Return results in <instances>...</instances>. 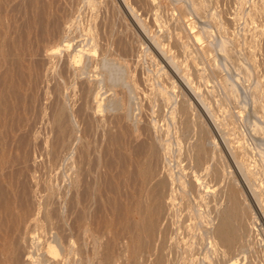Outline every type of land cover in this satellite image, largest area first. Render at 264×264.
Segmentation results:
<instances>
[{
  "label": "rangeland",
  "instance_id": "1",
  "mask_svg": "<svg viewBox=\"0 0 264 264\" xmlns=\"http://www.w3.org/2000/svg\"><path fill=\"white\" fill-rule=\"evenodd\" d=\"M262 66L264 0H0V264H264Z\"/></svg>",
  "mask_w": 264,
  "mask_h": 264
},
{
  "label": "bare ground",
  "instance_id": "2",
  "mask_svg": "<svg viewBox=\"0 0 264 264\" xmlns=\"http://www.w3.org/2000/svg\"><path fill=\"white\" fill-rule=\"evenodd\" d=\"M259 50V49H258ZM261 50V49H260ZM262 51V50H261ZM175 58V57H174ZM180 58V57H179ZM179 58H176L177 60H179ZM176 59H175V61H176ZM182 59H180V61H181ZM179 61V62H180ZM174 62V61H173ZM177 62V61H176ZM179 62H177L176 63V66L177 65H179ZM181 62H180V67H181ZM263 64V63H262ZM172 65H173V63H172ZM263 67V66H262ZM175 68V67H174ZM264 68V67H263ZM167 71V70H166ZM171 71V70H170ZM262 71H263V69H262ZM164 75H166V74H164ZM165 77H167V76H165ZM170 78V77H169ZM201 93V92H200ZM210 99V98H209ZM200 100H203L202 99V97L200 98ZM207 101V100H206ZM210 101H211V99H210ZM201 102H203V101H201ZM204 103V102H203ZM189 104V103H188ZM199 104H200V102H199ZM190 105V104H189ZM208 105V104H207ZM212 105H213V103H212ZM183 107V106H182ZM181 109V108H180ZM186 109V108H185ZM184 109V110H185ZM189 109V108H188ZM195 110H196V108H194ZM214 109V108H213ZM182 110H183V108H182ZM213 111V110H212ZM181 112V111H180ZM184 113V112H183ZM189 113V112H188ZM186 114V113H185ZM214 114V113H213ZM182 115V114H181ZM192 115V114H191ZM183 116V115H182ZM187 116V115H186ZM188 117V116H187ZM193 117V116H192ZM192 117H190V118H192ZM195 117V116H194ZM193 117V118H194ZM187 119H189V117L187 118ZM188 121V120H187ZM189 122V121H188ZM185 124H186V122H185ZM193 124V123H192ZM197 124V123H196ZM189 125H190V127H191V129H190V131H193L192 130V126H191V124L189 123ZM188 126V125H187ZM189 127V128H190ZM197 127V126H196ZM196 129H199L198 127L196 128ZM194 130H195V128H194ZM198 131V130H197ZM196 131V132H197ZM200 131V130H199ZM199 131H198V133H199ZM197 135H199L200 136V134H197ZM221 156V155H220ZM223 157V156H222ZM219 159H221V158H216V161H218ZM225 161V160H224ZM218 162H220V160L218 161ZM221 162H223V160L221 161ZM224 163V162H223ZM219 165H220V163H219ZM221 166V165H220ZM216 167L218 168V166L216 165ZM225 168H226V166H224ZM216 168V169H217ZM215 169V171H216V176L217 177H221V175L220 174H222V173H220V172H218V171H222L221 170V167H219V169H217L216 170ZM223 169V168H222ZM222 176H223V174H222ZM158 186V185H157ZM156 187V186H155ZM159 187V186H158ZM155 190H157V189H155ZM158 192H159V188H158ZM158 192H156V193H158ZM159 194V193H158ZM233 196H235L236 197V199H237V196L234 194ZM263 197V196H262ZM231 200H232V198H231ZM264 200V199H263ZM147 201V200H146ZM152 201V200H151ZM233 201H235L234 199H233ZM237 202H238V200H237ZM234 203V202H233ZM232 203V204H233ZM239 203V202H238ZM146 204V203H145ZM235 204V203H234ZM231 206H234V205H231ZM238 205H235V209H236V207H237ZM146 209H147V207H146ZM154 210V209H153ZM176 210V209H175ZM230 210V209H229ZM228 210V211H229ZM232 210H234L233 208H232ZM231 210V211H232ZM150 211V210H149ZM237 211V210H236ZM152 212V211H151ZM158 211H153V213L154 214H156V216H157V213ZM172 212H173V210H172ZM184 212H185V210H184ZM146 213H148V212H146ZM150 213V212H149ZM165 213V212H164ZM177 213V212H176ZM232 213V212H231ZM231 213H229V212H225L224 213V216L221 218L220 217V223H218V224H220L219 225V228L217 227V233L215 232V234H217V238H216V240H217V245H218V247L219 246H224V247H226V249H231L232 248V246H233V243L235 242V241H237L239 238H240V233H239V226H238V223H237V221H236V219L237 218H234V216H233V214H231ZM233 213H235V212H233ZM151 214V213H150ZM150 214H147V215H150ZM174 215H175V213H173ZM165 215V214H164ZM170 215V214H169ZM235 215H236V213H235ZM151 216L153 217V214H151ZM150 216V217H151ZM156 216L154 215V220L156 219ZM160 216V215H159ZM182 217H183V215H182ZM147 218V217H146ZM163 218H164V216H163ZM181 218V217H180ZM184 218H185V216H184ZM183 219V218H182ZM150 220V219H149ZM151 220H152V218H151ZM45 224H47V223H45ZM152 224H154L155 225V222L153 221L152 222ZM31 225V226H30ZM44 225V224H43ZM45 226V225H44ZM148 226V225H147ZM169 226H170V224H169ZM182 226V225H181ZM37 228H39V229H42V228H44L43 230H46L45 229V227H43L42 226V223H41V225H40V223L39 222H36L35 224L32 222V223H30V224H28V225H26L25 226V230H23L22 232H21V236H20V238H21V240H23V248H24V253H25V251H26V255H28V256H30V259H31V257H32V259H33V257L34 258H36L35 259V261H37L36 263H38V264H48V261L49 260H47V259H44V258H42V243H41V238H43V240H46L47 238H48V236L45 234L46 232H42L43 234H45L47 237H45L46 239H44V237L43 236H45V235H43V236H41L42 234H40V237H39V235H37ZM169 228V227H168ZM171 228V227H170ZM182 228H183V226H182ZM263 228V227H262ZM48 229V228H47ZM154 228H152V227H146L145 228V230H146V234L148 233V234H153L152 232L154 231V232H157L158 230H153ZM156 229V228H155ZM158 229V228H157ZM167 229V228H166ZM42 230V231H43ZM184 230V229H183ZM41 230H39V233H41L40 232ZM50 231V230H49ZM165 232V231H164ZM48 233V232H47ZM50 234V233H49ZM156 234V233H155ZM154 234V235H155ZM166 234V236H167V234H169V233H165ZM157 235V234H156ZM173 235V234H172ZM171 235V236H172ZM50 236V235H49ZM150 236H152V235H149V238H151ZM166 236H165V238H166ZM171 236H170V242H172L171 241ZM168 238H169V235L167 236ZM173 237V236H172ZM168 238H166V239H164V240H167ZM165 243V245H166V243H167V241H164ZM169 242V243H170ZM43 243H44V241H43ZM5 246V245H4ZM163 246V245H162ZM161 246V247H162ZM167 246H169V245H167ZM167 246H166V248H167ZM2 248V247H1ZM163 248H165L164 246H163ZM162 248V249H163ZM165 248V250L166 251H168L169 249L167 248L166 249ZM170 248V247H169ZM161 248H160V250L161 251H164V250H162ZM42 250V251H41ZM55 250L56 251H58V250H60V247H59V245L57 244L56 246H55ZM13 250H12V248H11V246H9V245H6L5 247H4V249L2 248V250H0V255L2 256V257H4L3 258V260H5V262H10V260L14 257V255H13V252H12ZM158 251V250H157ZM165 251V252H166ZM221 251V250H220ZM218 251L217 250V253H216V257L218 258V257H220L221 255H222V257H223V255L225 254V252L223 251ZM158 252H160V251H158ZM219 252H220V254H219ZM164 253V252H163ZM223 253V254H222ZM20 254V253H19ZM159 254V253H158ZM160 254H161V252H160ZM218 255V256H217ZM220 255V256H219ZM1 256H0V258H1ZM16 256V255H15ZM18 256V255H17ZM164 256V255H163ZM19 257H20V255H19ZM215 257V258H216ZM18 258V257H17ZM16 258V259H17ZM216 258V260H218ZM224 258H225V255H224ZM14 259H15V257H14ZM15 259V260H16ZM21 259H22V257H21ZM220 259H221V257H220ZM219 259V260H220ZM23 260V259H22ZM34 260V259H33ZM223 260H225V263H227V261H226V259H223L222 258V262H223ZM17 261H18V259H17ZM221 261V260H220ZM3 262V261H2ZM15 262V261H14ZM20 262H21V260H20ZM19 262V263H20ZM33 262V261H32ZM222 262H219L220 264L222 263ZM18 263V264H19ZM24 262H22V264H23ZM27 263H30L29 262V260H28V262ZM26 263V264H27ZM218 263V262H217ZM218 263V264H219ZM224 262L222 263V264H225ZM17 264V263H16ZM34 264H35V262H34ZM166 264V263H165Z\"/></svg>",
  "mask_w": 264,
  "mask_h": 264
}]
</instances>
